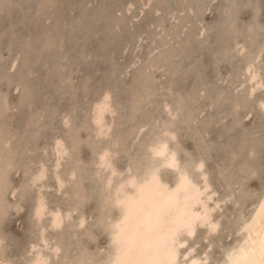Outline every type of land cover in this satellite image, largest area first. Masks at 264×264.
Listing matches in <instances>:
<instances>
[{"label": "rangeland", "instance_id": "1", "mask_svg": "<svg viewBox=\"0 0 264 264\" xmlns=\"http://www.w3.org/2000/svg\"><path fill=\"white\" fill-rule=\"evenodd\" d=\"M106 94L102 134L93 108ZM263 100L264 0H0V261L41 250L46 264H105L113 187L144 174L148 145L164 138L178 165L160 177L171 184L182 166L205 179L217 225L182 233L180 260L192 249L220 264L264 193ZM55 208L70 216L58 227Z\"/></svg>", "mask_w": 264, "mask_h": 264}, {"label": "bare ground", "instance_id": "2", "mask_svg": "<svg viewBox=\"0 0 264 264\" xmlns=\"http://www.w3.org/2000/svg\"><path fill=\"white\" fill-rule=\"evenodd\" d=\"M176 14H177V12H176ZM235 49H236V47H235ZM245 63H246V61H245ZM244 67L245 66H243L242 69ZM251 67H252V65H251ZM250 69L248 68V70L247 69L246 70L249 72ZM247 75H250V74L248 73ZM256 75L258 77V74H256ZM254 77H255V74L252 73L250 79H255ZM250 81H252V80H250ZM259 84H256V86ZM252 86L249 89H251ZM249 93H250V91H249ZM107 95L108 94H106V96H104V98L99 100L98 103L96 102L97 103L96 105L94 102L95 106L93 108V121L92 122L96 125V127H97L96 129H97L98 133H102L103 130H104L103 133H106L104 128L106 127L107 124L103 122V120L105 119V117L103 118V115H104L105 111L108 108H110V105L108 106L109 103L107 101L109 99L108 98L109 95L108 96ZM261 104H262V107H264V102ZM90 105H92V104H90ZM167 106H168V104H167ZM64 114H66V112H64ZM62 118H63V116H62ZM68 119H70V118H68ZM139 129L140 128H138V130ZM169 132L167 131V133H169ZM56 138H59V137H56ZM103 139H104V136H103ZM61 142L57 141L55 143V145H56L55 151L58 153L59 156L65 150ZM149 145H148L149 148L146 147L149 149L148 151L146 150V152H148L149 158L152 159L151 161H153V162L145 169L144 174L135 175V174H130V172L128 171V173L130 175L127 176L126 178H124L123 180L118 181L117 184L115 183L116 185H114L115 187H113L114 188V191L112 193L113 195L111 194L113 197L112 201L114 202V205L119 207V209H118L119 213L110 222L111 223L110 224V241H111V244L113 247V251L111 252L110 257L107 258L108 260L106 259L107 261H105L106 262L105 264H127V261H129V260H136L139 262V264H202L201 262L203 261V254H202V257L200 255V257L202 259L199 257V255H198V257L191 256L190 252L192 249L185 251L187 253L183 254L184 257H187V256L189 257V258L187 257L188 258L187 260H184V261H182V259L180 260V256L182 254L179 255V253H181V252H179V250H180L179 246L181 247V245H182V247H183V244L185 243L180 238V235L183 233L186 236L187 235L191 236V234L194 233L193 231H194V228L196 225H199V224H200V226H202L201 224L209 225L208 226L209 229L211 226H213V224H214V226L211 227V229L215 228V226H217V225H215L216 222L213 223L215 220H212L213 222L211 221V217H212L211 213H212L214 208L211 209V207H210L211 205L210 206L207 205V201H210L209 199H212V197H211L212 194L211 195L206 194V191L207 190L209 191L208 185H207L205 179H203L202 185L197 183L195 180H193L191 178L189 172L186 169L181 168L182 166L180 167V169H178V171L176 169V171H177L176 176L174 175L175 178H174L173 182L171 181V184H169V182L168 183L165 182L159 175V169L161 166H165L167 168L171 167L173 169L175 167H177L178 161H177L176 154L173 150H171V148L169 147L170 145H168L167 140H164V138L158 139L157 141L152 143L150 146ZM172 146H173V144H172ZM106 148H108V147H105L104 149L99 151V154H97L98 155V160H97L98 162L97 161L96 162L98 163V165H100V167L101 166L102 167H109L110 162L108 160V157L110 154H109V150ZM114 150H115V148H114ZM113 155H114V152H113ZM59 159H60V157H59ZM59 159L55 160V163ZM53 162H54V160H53ZM58 162H57V164H58ZM57 164H55V166ZM57 167L59 168V166H57ZM110 167H111L110 169H112V166H110ZM194 167H195V165H194ZM197 167L200 168V167H202V165H200V163H199V164H197ZM127 168H128V166H127ZM2 169H4V168H2ZM113 169H112V171H110L108 169L110 171V172H108V174L110 173V176H113V175H111V173L113 172ZM71 170H73V169H71ZM192 170H193V168H192ZM44 171L45 170L43 169L40 171L39 174H36V179L38 181L42 176H44L43 175ZM104 171H105V169H104ZM115 171L116 170H114V172ZM96 172H97V170H96ZM71 174H73V173H71ZM94 174H96V176H97V173H94ZM98 174H100V173H98ZM71 176H73V175H71ZM109 179H111V177ZM33 180L35 181V179H33ZM38 181H35V182H38ZM108 181H111V180H108ZM32 182L30 185L33 184ZM58 182L60 183V180H58ZM28 183H29V181H28ZM104 187L105 186H103V188ZM42 189H43V187H42ZM104 191H105V188H104ZM1 193H2V191H1ZM108 193L109 192H107V195H108ZM37 195L39 196V194H37ZM107 198H109V197H107ZM103 199H105V198H103ZM258 200H259V202L257 204V207L255 208L253 213L250 215L249 219L242 226V230H244L243 238L241 239L240 242L238 240L239 243L235 247H233L227 253V255H225L226 258L220 264H237V261L240 258V252L242 250H244L246 248H250L253 244H257V246H258V241L260 239L264 238V193L261 196V198ZM44 201L42 198H38V199L36 198L37 204H35L36 207H34L35 208L34 211H35V215H36V217H35L36 221H37V218L41 219V216L43 217L44 212H46L45 211L46 206L44 204ZM113 202H111V203H113ZM215 202L217 204V201H215ZM56 209L57 208H55V210ZM68 212H69V210H68ZM68 212L66 211V214H63V212H61L60 210H56L54 212L51 210L50 211L51 216H49L50 217L49 225H51L53 227L60 226L61 222L63 221V218H65V217L69 218L70 217V216L68 217ZM109 212H111V211H109ZM32 213H33V210H32ZM48 213H49V211H48ZM79 218H80V221L78 222V224L82 225V221H83L81 219L82 216L80 215ZM65 222H66V220H65ZM204 227H207V226H204ZM38 228H40V226ZM39 230H40L39 232L44 233V231H41V230H44L43 228L42 229L40 228ZM169 231H173L175 233L174 243L170 241L169 249H164V248L159 246V242L167 235V233ZM117 235H119V237H120L119 242H117ZM45 240L47 241L46 238H45ZM45 240L42 236L41 241L45 245V246H42L44 248L46 247V245L49 247V245H48L49 241L47 244H45V242H46ZM38 241L40 242V240H38ZM35 244H36V242H35ZM31 247L33 249L36 247V245H33ZM52 247H53V252L55 253L58 250V246L52 245ZM35 249H37V248H35ZM37 250H39V249H37ZM34 251H36V250H34ZM40 251H37L35 254H33L34 256L30 260H28L25 264H46L48 256L45 255L43 251H42L43 253ZM29 252H31V251H29ZM188 253H190V254H188ZM52 255H53V253H52ZM204 256H205V254H204ZM183 259H186V258H183ZM0 264H9V263H7L5 261H0ZM78 264H80V261Z\"/></svg>", "mask_w": 264, "mask_h": 264}, {"label": "snow or ice", "instance_id": "3", "mask_svg": "<svg viewBox=\"0 0 264 264\" xmlns=\"http://www.w3.org/2000/svg\"><path fill=\"white\" fill-rule=\"evenodd\" d=\"M175 233L169 231L167 235L159 242V246L169 249L170 241L174 243ZM120 237L117 235V242ZM127 264H139L136 260H129ZM237 264H264V238L260 239L257 244H253L250 248H246L240 252V258Z\"/></svg>", "mask_w": 264, "mask_h": 264}]
</instances>
